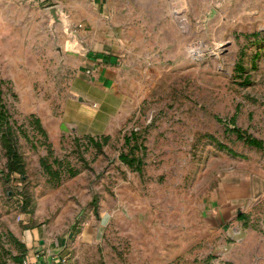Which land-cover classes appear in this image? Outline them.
<instances>
[{"label": "rangeland", "instance_id": "obj_1", "mask_svg": "<svg viewBox=\"0 0 264 264\" xmlns=\"http://www.w3.org/2000/svg\"><path fill=\"white\" fill-rule=\"evenodd\" d=\"M0 0V264H264V0Z\"/></svg>", "mask_w": 264, "mask_h": 264}, {"label": "crops", "instance_id": "obj_2", "mask_svg": "<svg viewBox=\"0 0 264 264\" xmlns=\"http://www.w3.org/2000/svg\"><path fill=\"white\" fill-rule=\"evenodd\" d=\"M29 2H45L46 6L56 4L61 9V15L69 25H78L90 21L92 18V9L95 6L98 10L106 8L112 0H28ZM42 246H33L26 258L25 264H63L59 260V253L45 249L44 241H40Z\"/></svg>", "mask_w": 264, "mask_h": 264}, {"label": "water", "instance_id": "obj_3", "mask_svg": "<svg viewBox=\"0 0 264 264\" xmlns=\"http://www.w3.org/2000/svg\"><path fill=\"white\" fill-rule=\"evenodd\" d=\"M49 11L51 12L52 16L56 21L61 20V9L58 5L52 4L47 7Z\"/></svg>", "mask_w": 264, "mask_h": 264}, {"label": "built area", "instance_id": "obj_4", "mask_svg": "<svg viewBox=\"0 0 264 264\" xmlns=\"http://www.w3.org/2000/svg\"><path fill=\"white\" fill-rule=\"evenodd\" d=\"M59 255V260H61V262L63 263V264H68L66 261V258L63 256V254L61 253V254H58Z\"/></svg>", "mask_w": 264, "mask_h": 264}]
</instances>
